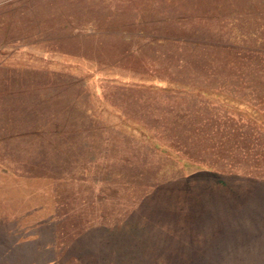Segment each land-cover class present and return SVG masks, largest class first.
Listing matches in <instances>:
<instances>
[{"label":"rangeland","instance_id":"rangeland-1","mask_svg":"<svg viewBox=\"0 0 264 264\" xmlns=\"http://www.w3.org/2000/svg\"><path fill=\"white\" fill-rule=\"evenodd\" d=\"M0 264H264V0H0Z\"/></svg>","mask_w":264,"mask_h":264}]
</instances>
